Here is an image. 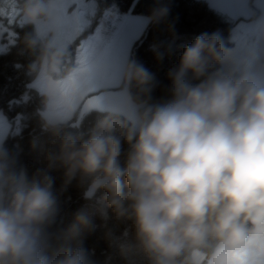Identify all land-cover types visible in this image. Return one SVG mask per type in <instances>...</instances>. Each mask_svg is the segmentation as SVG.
<instances>
[{
  "label": "clouds",
  "instance_id": "obj_1",
  "mask_svg": "<svg viewBox=\"0 0 264 264\" xmlns=\"http://www.w3.org/2000/svg\"><path fill=\"white\" fill-rule=\"evenodd\" d=\"M10 9L33 29L23 40L34 57L29 74L46 99L72 109L86 89L55 40L58 0H12ZM169 12L156 0L143 19L159 23ZM167 77L154 99L156 75L131 60L119 107L98 105L108 114L87 134L43 113L52 147L31 175L0 147V264H94L84 210L66 242L53 244L61 212L53 171L62 173L61 191L78 180L96 211L128 223L123 264H264V64L245 69L219 32H203Z\"/></svg>",
  "mask_w": 264,
  "mask_h": 264
},
{
  "label": "trees",
  "instance_id": "obj_2",
  "mask_svg": "<svg viewBox=\"0 0 264 264\" xmlns=\"http://www.w3.org/2000/svg\"><path fill=\"white\" fill-rule=\"evenodd\" d=\"M159 2L170 7L169 15L159 23L148 24L134 44L130 57V61H139L156 75L159 87L153 93L154 99L165 95L164 86L170 83L167 72L178 62L184 45L200 33L219 32L226 46L232 48L233 29L236 26L234 21L212 9L203 0ZM11 4L0 6V21L8 19L9 22L10 17L3 16L1 10L4 6L10 8ZM155 4L156 0H101L100 9H103V5H112L122 12L147 15ZM16 30V43L0 55V111L12 125L1 147L7 148L16 157L18 164L25 167L31 175L37 169L47 166L46 155L52 147L53 136L42 127V114L47 109L49 100L33 86L35 77L28 71V65L34 57L26 49L23 40L25 34L33 29L28 26L17 27ZM158 54H162L163 58L158 59ZM261 64H264V57ZM105 115L107 114L99 112H90L85 116L76 113L73 119L63 122L69 131L87 134ZM51 175L55 179L54 187L61 207V212L50 229L59 237L58 240H53V244L59 246L66 242L67 231L76 222V214L84 210L92 222V229L86 230L84 235V246L89 250L91 260L94 264H123L119 245L126 239L124 232L128 223L118 221L110 209L107 218L96 211L94 202L84 198V189L78 180H73L61 191L62 173L53 171Z\"/></svg>",
  "mask_w": 264,
  "mask_h": 264
},
{
  "label": "rangeland",
  "instance_id": "obj_3",
  "mask_svg": "<svg viewBox=\"0 0 264 264\" xmlns=\"http://www.w3.org/2000/svg\"><path fill=\"white\" fill-rule=\"evenodd\" d=\"M254 1L255 6L259 7L260 18L239 21L233 29L234 46L231 48L233 57L245 69L258 67L264 57V0ZM6 3H12V0H3L0 6ZM58 4L59 14H67L64 16L67 22H58L55 40L67 47L70 60L65 62L66 70L71 68L79 70L81 87L86 91H83L80 102L72 109L65 111L57 99L49 101L43 113L54 115L62 121H69L76 113H81L83 102L89 96L107 90L122 92L124 69L130 62L134 44L144 33L148 22L143 19V15L132 14V11L122 12L112 5L111 7L103 5L101 10V0H58ZM68 4H72L71 8H67ZM1 13L10 18L9 22L8 19L0 21V55L6 53L16 43L18 36L16 28L21 27L13 9L4 6ZM123 25H130L135 29V39L125 51L115 52L111 37ZM242 60L248 63L243 66L241 63L245 61ZM33 86L42 91L36 80ZM11 129L12 125L0 111V147ZM259 247L260 251L264 252V244Z\"/></svg>",
  "mask_w": 264,
  "mask_h": 264
},
{
  "label": "water",
  "instance_id": "obj_4",
  "mask_svg": "<svg viewBox=\"0 0 264 264\" xmlns=\"http://www.w3.org/2000/svg\"><path fill=\"white\" fill-rule=\"evenodd\" d=\"M208 5L228 16L235 22L243 20H250L254 16V10L250 7V0H203ZM123 92L112 90L101 91L86 98L81 108L82 116L90 112H99L101 114H108L107 111L100 110L97 107L100 104L108 103L111 107H119L122 101Z\"/></svg>",
  "mask_w": 264,
  "mask_h": 264
},
{
  "label": "snow or ice",
  "instance_id": "obj_5",
  "mask_svg": "<svg viewBox=\"0 0 264 264\" xmlns=\"http://www.w3.org/2000/svg\"><path fill=\"white\" fill-rule=\"evenodd\" d=\"M135 39V29L130 25L121 26L120 30L111 37V43L115 52H123Z\"/></svg>",
  "mask_w": 264,
  "mask_h": 264
},
{
  "label": "flooded vegetation",
  "instance_id": "obj_6",
  "mask_svg": "<svg viewBox=\"0 0 264 264\" xmlns=\"http://www.w3.org/2000/svg\"><path fill=\"white\" fill-rule=\"evenodd\" d=\"M71 5H69L67 8H71ZM251 6L256 10V7L253 5V3H251ZM66 15L67 14H59L58 22H67L66 19L64 18V16H66ZM67 20H70V19H67ZM78 21H80V20H78Z\"/></svg>",
  "mask_w": 264,
  "mask_h": 264
},
{
  "label": "crops",
  "instance_id": "obj_7",
  "mask_svg": "<svg viewBox=\"0 0 264 264\" xmlns=\"http://www.w3.org/2000/svg\"><path fill=\"white\" fill-rule=\"evenodd\" d=\"M242 61H245V60H242ZM248 63V61H245V62H243V63H241L243 66L245 65V64H247Z\"/></svg>",
  "mask_w": 264,
  "mask_h": 264
}]
</instances>
